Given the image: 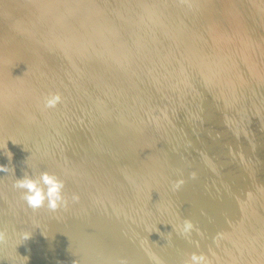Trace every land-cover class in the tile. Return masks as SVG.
<instances>
[{
	"label": "bare ground",
	"instance_id": "bare-ground-1",
	"mask_svg": "<svg viewBox=\"0 0 264 264\" xmlns=\"http://www.w3.org/2000/svg\"><path fill=\"white\" fill-rule=\"evenodd\" d=\"M24 1L28 0H0V22L13 18L0 28V141L8 143V153L16 164L29 167L31 163L17 179L25 173L48 171L65 181L79 159H86L90 150L97 149L94 147L109 143L111 131L104 123L118 121L114 130L117 146L150 140L149 150L142 155L145 160L134 164L119 181L131 188L129 182L138 175L148 176L151 182L146 189L137 186L133 192L125 190L119 200L128 199L136 214L146 208L149 215L139 220L141 240L135 243L120 240L103 244L104 238L118 235L110 219L91 236L94 240L85 239V226L75 228L71 233L74 242L94 241L87 250L76 252L75 264H103L101 260L104 264H165L164 253H170L166 264H185L189 258L182 241L160 235L166 225L162 221H145L156 208L160 213L159 207L174 210L172 207L188 205L186 210L195 211L196 203L202 202L201 190L196 192L195 203L193 194L180 197L173 191L178 181H183L179 187L185 182L210 183L208 173L188 166V162L198 160V152L220 161L234 152L264 159V135L252 133L263 129L264 116L251 110L254 101L249 99V94H254L255 103L264 102V0H56L46 10L37 9L33 18L14 16L11 10L23 8ZM13 28L19 33L5 32ZM40 49L50 52L51 57L45 60ZM247 67L250 70L239 76L223 74ZM182 84L191 89L182 88ZM55 93L60 94L61 102L46 107L45 98ZM121 102L123 106L116 107ZM213 110L214 117L193 122ZM227 114L233 115L234 125L241 128L239 136L229 138L227 129L218 127L222 124L219 119ZM66 116L74 118L73 127L52 126ZM172 121L176 125L167 128ZM185 126L199 134L193 138L194 148L164 154L167 141H173ZM40 131L37 140L21 144L27 134ZM60 159L67 161L61 163ZM82 167L89 165L85 162ZM120 167L116 165L111 172ZM252 184L249 187L254 195L263 194V183ZM248 185L242 181L221 188L234 198L249 190ZM3 189L8 196L12 194L6 212L15 211L11 222L0 221V232L4 233L0 242L10 248L16 246L11 232L20 238L23 233L31 234L28 221L42 226L60 210L53 212L46 204L33 210L18 189L8 184ZM154 196L164 197L150 199ZM231 200L225 207L206 200L211 211L208 225L216 222L230 232L228 243L232 253L239 255V264H264V259H249L239 250L237 222L223 219L241 211V199L232 204ZM103 202L92 209L98 213ZM133 214H128L129 222L134 221ZM170 216L164 213L160 218L167 221ZM250 219L248 214L239 224ZM156 228L158 234L149 238ZM134 253L140 256L131 257ZM4 263L0 259V264Z\"/></svg>",
	"mask_w": 264,
	"mask_h": 264
},
{
	"label": "rangeland",
	"instance_id": "rangeland-1",
	"mask_svg": "<svg viewBox=\"0 0 264 264\" xmlns=\"http://www.w3.org/2000/svg\"><path fill=\"white\" fill-rule=\"evenodd\" d=\"M54 1L56 2V0L24 1L23 8L20 7L18 11L17 9H14L11 10V12H14V16L24 15L33 18L37 9L46 10L53 5ZM28 3H32V5L28 7ZM12 20L13 18L10 16L7 19H2L4 22H0V28L5 27V21L11 22ZM9 31L19 33V30L16 28L6 30L5 32L8 33ZM47 45L48 44H46V46ZM39 52L41 54L40 56L44 55L43 58L45 60H48L51 57L50 52L41 49ZM249 70L250 67H247L244 70L224 71L223 74H225V77L239 76ZM202 72L203 71L200 73ZM214 75L216 74L214 73ZM181 86L182 88L191 89L187 84H182ZM249 99L250 101H254L251 110L264 116V102L255 103L258 101L255 100L254 94H249ZM120 106H123V102L116 105V107ZM215 114V110L212 112H205L202 117L195 119L193 122H205V119L214 117ZM116 117L119 116L117 115ZM130 118L131 117H128V119ZM217 119L218 116L216 120ZM73 120V117L66 116L52 124V126L64 125L73 127ZM234 120L235 118L233 115L227 114L226 117L223 116L218 121L219 123H222L218 127L222 130L227 129L226 131L230 135L226 136L229 138L239 136L242 132L240 127L234 125ZM116 123H118V121H107L104 123V126L108 127V132L111 131L108 136L106 135L109 138V143L106 145L102 143L99 148L94 147L97 149L90 150L86 159H79L75 163V167L65 176V195L68 200L67 208H60L59 212L42 226H39L35 220L28 221L26 225L31 234L27 243H24V240L19 237V234L13 235L12 232L9 236L13 240H16L15 248H10L6 243L0 242V259L5 260L4 264H75L74 260L78 257L76 252L87 250L92 246L94 241L74 242L72 237L75 235H71V233H75L73 230L75 228L82 229L85 226V239L88 238L89 240H94L91 236L103 228L106 219L111 220L112 228L116 230L118 235L104 238L102 240L103 244L108 242L118 243L120 240H127L131 243H135L136 241L141 240L140 231L142 228V222H139V220L142 218L145 219L146 216L149 215V211L146 208H140L143 212H138V214H136V209L134 207H129L128 199L119 200V198L124 194L125 190L133 192L137 186L146 189L151 180L147 179V175H138L135 181L131 180V182H129L131 188H128L123 182L119 181L123 180L125 176L128 175L131 171L130 168H132L134 164H139L145 160L142 155L149 150L150 140H137L130 142V145L129 142H127L126 145L123 143L119 147L117 146L118 136L114 134V130L117 127ZM175 125V121L169 122L167 128H172ZM187 128L188 126H185L184 130H182L173 141H167V145L162 151L164 154L166 152L167 154L170 152L173 154L175 152L185 153L190 152L194 148L196 142L193 138L199 136V134H197L196 131ZM40 133L41 131L27 134L22 139L21 144H28L37 140ZM252 133L256 135H264V127L260 130L254 129ZM97 140L98 139H91L90 141L93 142ZM113 143L116 144V148H113ZM127 145L129 146L126 147ZM9 150L8 143L0 141V153L3 152L0 154V165L9 168V171L0 173V221L6 223L12 221L15 216V211L11 210L6 212V206L12 199V194L8 196L3 189V186L8 184L14 189L13 183L15 178H17V175L21 171L30 168L16 164L15 158L12 156L11 159H9V156H7ZM198 153V160L188 162V166L193 171L208 173L211 179L210 183L201 182L192 184L191 182H185V184L173 191L175 194L178 193L177 195L180 197H188L193 194L195 203L198 200L196 192L201 190L204 192L201 196L202 202L198 201L196 203L195 211L192 208L186 210L188 205L172 207L174 210L166 208L165 206L159 207L158 210L160 213H156V208V210L151 211L153 214L147 217L149 218V221L145 222L151 223L162 221V223H165L164 231L160 235L168 240L182 241L181 246L185 248V253L188 258H190V255L193 252H196L198 254L204 253L207 255L211 264H239V255L232 253L233 250L228 243L230 232L223 227L220 228L216 222H212L208 225L211 211L206 200L217 202L221 207H225L228 206L233 197L230 191L222 190L221 186L223 184L243 181L249 182V185L247 186L249 187L253 186L252 182L263 183L262 188L260 189L263 194L257 193V195H254L253 193L255 192L249 187V190H245L241 196L234 197L231 200V204L241 199V203H239L241 211L237 215L231 214L223 219L229 223L237 222L234 225H237L238 229H240L241 248L239 250L241 252L244 250L247 254V258L256 259V261L264 259V159L260 158L259 155H244L234 152V154H231V156L225 161H220L208 155L207 152ZM66 161L67 160L65 159H60L61 163H65ZM85 162L88 163V168L82 167ZM118 164L123 167L116 168L111 172L112 168ZM29 166H31V163H29ZM157 177H160L159 174ZM161 177H165V175ZM73 196H78V199H73ZM156 196L151 197L150 199L162 200L164 197ZM101 202H103L100 207L101 210H97V213L94 211L96 209H92V206L95 204L100 206ZM194 203L192 201V205ZM81 207L85 208L82 209ZM205 209H207L208 212H205ZM131 211L134 213L133 222H129L128 220V214ZM164 213L171 215L167 221L160 218ZM248 214H251L250 221L246 224H239V222H241L240 220ZM185 220L190 221L193 224V230L190 235L187 236L181 235L176 231V226L183 224ZM151 233L152 234H150L149 238L153 237V234H158V231L155 230ZM158 238L161 239L160 237ZM82 255L83 253L81 254L83 260L85 255ZM130 256L138 258L140 254L134 253L130 254ZM169 256L170 253L163 254V262L165 264L167 263L166 261ZM101 262L104 264L105 260H101Z\"/></svg>",
	"mask_w": 264,
	"mask_h": 264
},
{
	"label": "clouds",
	"instance_id": "clouds-1",
	"mask_svg": "<svg viewBox=\"0 0 264 264\" xmlns=\"http://www.w3.org/2000/svg\"><path fill=\"white\" fill-rule=\"evenodd\" d=\"M61 99L59 93L50 94L45 98V106L49 108L55 107L61 102ZM8 156L11 159V153H8ZM6 171H9V168L0 165V172ZM181 183L183 181H178L175 187H179ZM13 187L21 192L22 199L33 210L39 209L45 204L53 212L68 206V200L65 195V182L54 173L48 171L40 172L39 175L25 173L23 178H15ZM73 199H78V196H73ZM192 230L193 224L187 220L183 224L176 226V231L181 235H190ZM156 231L159 230L156 228ZM29 237V233H23L21 239L27 240ZM3 239L4 233L0 232V241ZM185 264H211V262L204 253L193 252L190 258L185 261Z\"/></svg>",
	"mask_w": 264,
	"mask_h": 264
}]
</instances>
